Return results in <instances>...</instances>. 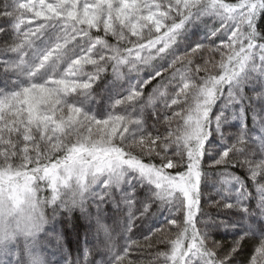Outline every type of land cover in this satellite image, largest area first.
<instances>
[{"label":"snow or ice","instance_id":"6c2138e0","mask_svg":"<svg viewBox=\"0 0 264 264\" xmlns=\"http://www.w3.org/2000/svg\"><path fill=\"white\" fill-rule=\"evenodd\" d=\"M0 16L11 21L12 34L0 48L13 54L0 60L5 85L7 74L15 77L11 90L0 88V191L17 179L25 187L43 182L54 202L67 204L60 191L74 186L81 203L97 182L118 187L131 173L146 195L139 216L136 194L129 200L126 233L136 220L166 215L143 242L128 246L151 248L158 236L157 243L168 247L138 262L125 250L116 264H239L232 257L248 236L259 239L251 264H264V225L252 219L264 220V113L253 109L260 132L252 137L255 148L249 147L245 123V101H264V31L258 27L264 0H5ZM206 19L216 26L205 25L200 40L186 43ZM181 44L184 51L176 55ZM205 52L203 64L195 63ZM164 54L172 55L168 68H154L151 78L130 83L125 92L105 89L107 107L97 111L96 85L109 67L114 80L123 81ZM164 72L174 90L161 82L146 95L143 89ZM246 85H259L260 91L249 98ZM149 109L156 120L151 130ZM237 120L239 132L226 135L224 125ZM213 136L219 146L210 143ZM57 153L62 155L53 162ZM237 166L253 182L258 212L248 206L252 194L245 180L231 171ZM213 169L221 198L208 207L243 214L232 223L213 218L202 205V186ZM217 227L243 233L220 255L210 234Z\"/></svg>","mask_w":264,"mask_h":264},{"label":"rangeland","instance_id":"374dc122","mask_svg":"<svg viewBox=\"0 0 264 264\" xmlns=\"http://www.w3.org/2000/svg\"><path fill=\"white\" fill-rule=\"evenodd\" d=\"M205 25H211L213 27L216 26L212 24L211 19H206L202 25L193 28L188 33L187 37H185V42L194 44L195 41L200 40L201 37H203L207 33L208 29L207 27H205ZM2 34L3 33H0V37L2 36L0 38V48L7 44V42L3 41L4 38ZM9 39L11 40V36H9ZM215 39H218L220 41L221 37L218 36ZM109 41L115 43V41L111 37H109ZM184 48V44L179 45L176 55L183 52ZM11 58H13V54L11 53H0V60ZM171 59V54H164L163 58H157L155 61H153L151 66H145L142 72H133L127 74L123 81H115L114 78L111 77V68L109 67L108 72L104 74L102 80L96 85V91L101 94L97 97V111H102L107 107V94L105 89H107V91H111L112 88L118 87L122 92H125L130 83L135 84L138 80L151 78V76L154 74V68L164 69L165 67L170 65ZM195 63L203 64V62L200 63L198 61H195ZM4 75L3 65L0 64V79L4 80ZM200 75H204V73H201ZM7 76L9 77V86H7L5 90H11V81L14 80L15 77L11 73L7 74ZM153 81L154 80H152V82L150 83L151 85L148 84L143 89V91L149 89V87L152 86ZM166 81V85L169 86L168 79H166ZM157 85L159 84H156L155 86ZM5 86V81L0 83V88H4ZM170 88L173 89L172 87ZM152 89L150 90V92H148V94L152 92ZM168 91L172 92L170 90ZM259 91V85H246L244 88V92L249 98H252ZM225 93H227V89H225ZM222 104L223 98H221V100L217 102V105L213 110L215 115L220 111ZM245 105L247 117L245 123L249 130L248 137L251 142H253L252 137L260 135L258 126L253 125V109H257L260 112L264 113V101L249 99L245 101ZM235 107L238 109L239 105ZM117 111H122V109H117ZM248 117H250V122H247ZM229 124H235L240 129V122L237 120L225 124L223 130L225 128H228L227 126ZM231 132L233 131L226 130L225 134H229ZM236 132H239V130ZM227 137L229 144L234 142V135ZM217 138L214 139V144L216 146H219L221 142L220 139L217 140ZM256 151L259 154L258 148H256ZM60 155L62 154L57 153L56 156L53 157V161ZM29 167L32 166L29 165ZM106 183L107 181H102L97 182L95 185H93L90 191L85 194L83 202H81L78 206L69 207L67 204L61 203V205L59 206V212H55L50 216L51 223L45 227L44 231L36 240H24L21 238L18 239L14 244L0 247V264H25V248L30 245L34 250H38L44 255L46 264H107L108 262H111L118 253L120 254L126 249L127 242L135 230H137L138 232L148 231L157 227L164 220V216L166 215L165 212L159 213L156 217H153L150 220H136L131 232L126 233V226L129 222L128 202L129 200L134 198L133 193H135L136 207L134 209V215L139 216L142 207L141 202L144 201L146 195L145 190L140 189L137 186L139 182L133 178L131 173H125V178L118 187L112 186L109 189L105 187ZM41 185L42 187H44L43 182H41ZM252 193V199L247 203L250 205L248 206L252 210L258 212V210L256 209L257 193L254 186ZM45 195H47V189H45ZM48 195H50V189ZM57 204H59V202ZM63 208L65 209V212H78L82 217V228L78 230L82 232V249L78 252H75V254L74 252H70L69 247L63 244L60 239L59 213ZM155 209L156 205H153L152 210L155 211ZM240 214V217H242L243 214ZM252 219L257 220L259 225H264V220H259L258 217H253ZM229 223L232 222L229 221ZM105 229H107V231H105ZM75 231L76 230H72V234H74ZM222 231L231 232L233 233V235L243 234L240 228L228 230L222 229Z\"/></svg>","mask_w":264,"mask_h":264},{"label":"trees","instance_id":"16d2710c","mask_svg":"<svg viewBox=\"0 0 264 264\" xmlns=\"http://www.w3.org/2000/svg\"><path fill=\"white\" fill-rule=\"evenodd\" d=\"M4 3H5V0H0V11L3 10ZM10 24H11L10 20L0 16V27L5 29V31L2 34L3 38H4L3 41L7 42V43L10 42L9 36L12 35ZM258 27L262 31H264V18L261 19ZM216 41L219 42L218 39H216ZM182 53L183 52L179 53L178 55H180ZM207 55L208 54L206 52L200 53L195 57V61L202 63V62H204V59L202 57H207ZM217 58L219 59L218 53L216 54V59ZM168 67H169V65L165 68H168ZM169 75H170V73L164 72V74L162 76L156 78L153 81L152 86L149 87V89L145 90L144 93L147 95L148 92H150V90L156 84H161V82L166 84L167 83L166 79H168ZM111 77H113V76L111 75ZM3 81L4 80L0 79V83ZM6 87L7 86H5L4 88H6ZM170 87L173 88L172 85H169L168 90L173 91L174 89H171ZM164 114L165 113L163 111H161L159 113L161 118L163 117ZM168 114H171V112H169ZM213 115H215L214 111H213ZM145 119H146V123L149 127V130H151V126L153 123H156V120L153 117V115L151 114L150 109L146 110ZM247 122H250V117H248ZM234 125L229 124L227 126L228 128H225L223 131L224 132H226V130L233 131L231 133L234 134L236 131L239 130V128L236 125L235 126ZM165 127L166 126L163 124V121L161 119V121H160L161 131H164ZM236 133H238V132H236ZM228 136H233V135H228ZM215 138H217V136L212 137V140L210 141V143L214 144ZM218 139L219 138H217V140ZM227 139H228V137H227ZM248 139H249V137H248ZM249 147L255 148V144L253 142H251L250 139H249ZM147 159L148 158H145L146 161H147ZM210 159H211L210 157L206 156L205 157V164L210 162ZM155 162L158 163L159 161L157 160ZM231 171L234 172L236 175H239L242 179L245 180L246 187L249 189L248 191L251 194H253L252 193L253 192L252 182H250L251 180L247 176L246 169H243V168L237 166L236 168L231 169ZM218 180H219V177L216 175V170L213 169L211 178L202 186V190L204 193V195L202 196V205L204 206L205 211L207 213L211 214V216L213 218L226 219L230 222H233L234 220H237V217H238V219L240 218V215H241L240 212H238L234 209L233 210H225V209H222L220 207H208L209 204H214L217 200H220V198H221V193L216 191L217 187L219 186L217 183ZM48 192H49V189H47V195H48ZM250 201H251V199H250ZM60 205H61V202H59V204L54 205L49 210V216H51L55 212L58 213ZM59 215H60L59 226H60L61 242L69 247L70 252H74V254H75V252H78L82 249V246H81L82 245V240H81L82 232L78 231L79 229L82 228V223H83L82 217L78 212H74V213L65 212L64 208L61 210ZM163 223H164V220L157 227L162 226ZM157 227L150 229L148 231H144V232H138L137 230H135L132 233V236L128 240L127 247L125 249L128 251V259L129 260L137 261V262L141 261V260L149 261V260L153 259L154 255L157 251L167 250L168 246L166 244L157 243L158 236H154L152 238L150 243L153 245V247H151V248H147V247H139V248L138 247H131V248H129V246H128L129 242L131 240H140L143 242L144 237L151 235L152 231H154ZM72 230H76L74 234H72ZM172 231H175V230L172 229ZM210 234H211L212 240L218 242L220 245L219 248L215 249L217 251L218 255L223 254L225 251H230L233 242L236 239H238L240 235H242V234H238V233H237L238 235H233V233H231V232H223L222 228H219V227H217L216 230L212 231ZM258 245H259V239L258 238H253L251 236L245 237V240L242 241L241 249L239 250V252L237 254H235L232 257L233 261H239V264H251V257L255 255V249H256V247H258ZM212 246H213L212 242L210 241L209 247H212ZM124 251L122 253H120V255H123ZM116 260H117V256L111 262H108L107 264H116Z\"/></svg>","mask_w":264,"mask_h":264},{"label":"clouds","instance_id":"9594fccd","mask_svg":"<svg viewBox=\"0 0 264 264\" xmlns=\"http://www.w3.org/2000/svg\"><path fill=\"white\" fill-rule=\"evenodd\" d=\"M73 197H76L73 200ZM60 199L69 207L80 204L79 189L74 186L61 189ZM59 202L45 195L40 183L27 187L22 179L14 187L5 185L0 191V247L16 243L18 239L36 240L51 223L49 210ZM25 264H46L44 255L30 245L25 248Z\"/></svg>","mask_w":264,"mask_h":264}]
</instances>
